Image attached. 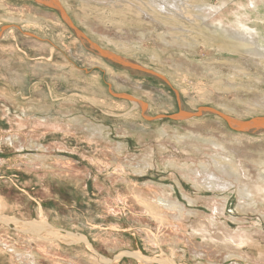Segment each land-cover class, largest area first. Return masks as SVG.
Returning <instances> with one entry per match:
<instances>
[{
	"label": "rangeland",
	"instance_id": "rangeland-1",
	"mask_svg": "<svg viewBox=\"0 0 264 264\" xmlns=\"http://www.w3.org/2000/svg\"><path fill=\"white\" fill-rule=\"evenodd\" d=\"M45 1L47 3L37 0H0V34H2V39H0V88L7 89L13 98L24 101L25 104L34 103L38 106L43 104L53 109V112L62 103H65L62 105L74 106L79 112L87 111L94 114L100 120H103L101 112L113 111L116 115L105 118L104 122L111 129L106 136L116 141L123 138L121 135L123 127H129L131 122L136 123L131 120L122 121L120 118L130 113L139 116L141 114L137 112L138 110L132 108L130 110L129 106L121 107V102L116 104V108H111L108 106L110 101L106 102L107 105L100 101L110 100L112 90L119 95L137 96L150 102L154 108L148 113L150 116L147 120L148 124H151L157 133L165 132L167 137L158 139L153 137L155 135L153 134L152 138L144 143H142L143 140L135 142L134 139H130V151L125 152L127 156L130 154L133 159L153 150L158 163L150 168L146 167L147 173L144 174L120 172V177L117 179L118 186L112 184L109 175L104 174L99 184L103 189H98L94 178H90L89 175L86 176L87 183H82L71 176L72 173H69L71 171L30 170L26 161L33 157L36 149L28 146L24 149H16V145H20L17 141L19 136L31 139L30 129L20 131L16 128L14 115L10 114V120H8L0 112V136L2 138L0 157L6 158L3 162L4 169L0 171V207L2 205L8 207L0 208V214L16 218H21L20 216L23 215L30 219L36 218L41 212L46 217H50V221L58 228L76 230L75 232L83 231L90 235L92 233L98 244L97 251L108 257L112 255V259L122 250H140L153 260L157 255H165L177 264H234V260L240 261L238 257L230 260L220 258L223 260L220 262L217 258H211L213 263L209 259L205 260L195 255L192 247L196 241L197 245H204L203 248L208 249V254L212 251L211 248L213 251H219L218 247L222 249L218 242L224 239V234L236 235L241 232L252 233L253 237L250 234L251 237L255 238L249 242L250 244L255 243V246L245 248L244 251L245 255L248 254L253 260L249 259V264H255L258 258H264V230H260L259 224L260 221L264 225L263 213L255 211L256 209L252 212L240 208L239 196L232 189L233 191L226 199L229 201L228 205L225 210H221L220 214L222 212L223 214L217 216V221L215 220L213 225L208 226L207 217L214 215L213 209L215 213L217 210L214 208V202L222 200L223 197L225 199V195L220 193L217 196L211 190L200 192L195 188L196 185L183 175V170L179 172L177 170L187 164L204 162L207 154L211 153L209 150L211 145L209 144L208 147L209 142H214L221 147L220 151L214 154L215 156H221L222 160L241 162L243 166L245 165L246 173L249 168V173H252L251 170L254 171L257 165L264 164L262 162L264 161V134L252 133L239 128L258 119L264 120V63L263 65L252 63L244 57L242 51L227 48L222 42H207L206 45H197L194 49L181 46L179 47L181 50L178 47L167 45V42H172L169 34L159 26H153L149 20L146 21L142 11H139L141 19L136 15L137 12H130L127 9L130 5L131 8L134 7L133 9L139 7L144 11H151L154 5L148 0ZM209 1L213 5L221 3V0ZM237 1L239 3L244 1V5L249 2V0H229L230 3L232 2L231 5L238 4ZM263 1L258 0V12L256 11L253 16L255 23L262 26V29L264 28ZM247 7L249 8L248 5ZM59 8L60 11H58ZM62 13L70 17V24L79 31L81 30L84 37L86 36L90 42L104 50L135 61L138 59L135 50L143 52L139 60L147 68L152 69L153 74L148 71V75L145 76L132 75L129 70L121 69L117 65H111L109 70L101 55L100 57L95 55L81 44L73 27L71 25L68 27L62 19ZM65 33L68 37L64 41L61 39H63L62 34ZM262 41L264 42V37ZM74 45L77 52L72 50ZM138 74L142 73L138 72ZM22 80L28 81L29 85L23 87ZM33 86L36 88L34 89ZM49 88L54 89L50 91ZM154 90H157L156 94L152 93ZM103 91H106V94ZM163 91L167 92L171 100L175 102L174 107L170 105L171 100L168 95L166 96L168 100L159 98L157 93ZM146 93L150 94V99L145 98ZM177 94L184 97L186 109L178 106ZM81 97H92L93 100H82ZM94 99L95 102H93ZM97 100H100L99 103ZM2 106L3 101H0V107ZM193 119L197 121H191ZM117 128L118 134L114 131ZM18 133H20L19 136H17ZM40 134L43 135V133ZM48 134H44L45 138L41 140L42 142L54 144L55 140H62L68 149L65 147L53 149L57 153L50 154L47 158L51 161H46L45 164L62 161L70 169H74L76 165V173L86 171L85 167L99 170V162L103 161L97 150H106V147L97 146V144L89 146L86 140L81 139V135H75L74 138L62 135L56 139ZM179 137H184L179 141L181 144L177 143ZM12 139L15 140L12 141ZM35 141L33 139V142ZM64 145L62 143V146ZM7 162L9 164H6ZM10 171L21 174V177ZM106 173H109V170ZM130 182H132L131 192L153 187L158 192L169 191L167 195H172L179 204L186 205L197 216H191L190 220L187 218L188 221L178 219L177 222L172 219L171 223L167 224L166 221L169 222L170 219L150 214L151 211L143 204L144 202L138 200V204L131 205L133 199L136 198L128 192ZM127 193L131 197H126ZM128 199L130 201L127 202ZM139 204L142 206L139 207ZM105 209L111 212L121 209L122 214L121 212L118 216L113 214L116 220L110 217L111 213ZM56 217H59V221H56ZM64 221H66L65 224ZM148 222L151 226H145L144 223ZM164 228L174 230L179 233L180 237L178 238V234L164 232ZM158 229L168 240L163 245L157 243L158 239L155 237L157 234L154 231ZM207 229L211 231L208 234H206ZM202 231L205 235H202L204 234ZM181 232L184 236L180 234ZM6 233H9L11 237L18 236L10 230ZM160 233L158 235L162 236ZM185 238L193 244L189 240L185 242ZM0 239L8 240V238ZM184 242L188 250L182 246ZM106 243L110 244L111 250H116L113 252L109 250ZM26 244L21 241L16 245L14 241L11 245L24 251L27 249L24 247ZM52 247L55 248L53 245ZM65 248H75L76 251L80 249ZM243 248L240 246V250ZM2 249L10 252L1 242L0 264H8L10 254L7 252L1 254ZM229 250L237 253V249ZM66 252L60 253V256L70 261V264L94 263L84 257L85 255L80 251H78L80 255ZM53 253L52 256L57 255L56 252ZM11 254L15 255L13 252ZM58 259L65 262L61 258ZM14 262L21 263L16 257ZM37 262L38 264H51L44 258H40ZM63 262L60 263L64 264ZM126 263L130 264V262Z\"/></svg>",
	"mask_w": 264,
	"mask_h": 264
},
{
	"label": "bare ground",
	"instance_id": "bare-ground-1",
	"mask_svg": "<svg viewBox=\"0 0 264 264\" xmlns=\"http://www.w3.org/2000/svg\"><path fill=\"white\" fill-rule=\"evenodd\" d=\"M37 1L47 3V1L45 0H37ZM148 2L154 5V8L151 7L152 8L151 11H146V10L144 11L143 8H139V7H137V9H133L134 7L131 8L130 5L127 7V9L130 12H134V11L137 12L136 15L141 19H142V16H140L139 11H142L143 18L146 17V19L144 18L146 21L149 20L153 26H159L167 34H169L172 42L171 43L167 42V45L173 46L176 48L183 46V47H188L189 49H192V48L194 49L197 47V45L199 46L206 45L207 42H211V43L222 42L227 48H232L233 50L242 51L241 53H243L244 57L248 58L250 62L263 65L264 63V42L262 41V39L264 37L263 35L264 28L262 29V26L257 25L256 24L257 22L255 23V19H253V16L255 12L257 11V8H259L258 0H249V2H247L248 3L247 5L249 6V8L247 7V5H244V1L243 2L240 1V3L237 1L238 4L231 5L232 2L230 3L229 0H221V3L217 5H213L212 3H210L209 0H148ZM56 4L58 7V3ZM60 8L58 9V11H60ZM62 19L65 21L68 27L69 25L72 26V24H70L71 23L70 17L67 14L62 13ZM72 27L74 29V33H76L77 39L80 40L81 44L86 46V48H88V50H90L95 55L97 56L101 55L102 58L106 61L105 65H108L107 68L109 70H110L111 65L113 66L117 65V67L121 69L129 70V73H131L132 75L145 76V75H148V71L153 74L152 69L147 68V66H145L139 60L141 59L143 52L139 51L138 49L135 50V52H137L136 55H138L136 56L138 57L136 61L128 57H121V56L115 55L114 53H111L93 44L86 38V36L84 37L82 32H80L81 30L79 31L74 26ZM67 37H68V34L66 33L62 34L63 39L61 40L65 41ZM0 39H2V34H0ZM194 40L196 42H194ZM67 46L68 45L66 44V47ZM67 48H69V46ZM72 50L73 52H77L75 45L73 46ZM179 50H181V48H179ZM138 72L142 74H138ZM168 81L171 83L170 80ZM27 85H29L28 81L25 82L24 80H22V86L25 87ZM33 87L34 89L36 88L35 86ZM49 89L51 91L54 88H49ZM103 92L104 94H106V91H103ZM103 92H101V94ZM156 92L157 90H154L152 93L156 94ZM158 94H159V98L161 97V99L165 98L166 100H168L166 98L167 95L169 97V94L167 92L165 91L158 92L157 95ZM144 95H145V98L150 99V94L146 93ZM93 96H95V94H93ZM81 98L82 100L84 99H89L91 101L93 100L92 97L91 98L81 97ZM0 99H1L0 101H3V106L0 107V112L3 113V115H5L8 118V120H10V114L14 115L13 117L16 119V128L19 129L20 131L21 129H26V130L30 129L29 130L30 135H32L31 139L25 138L22 136L20 137L19 136L20 133H18L17 136H19V139H17V141L18 143H20V145H16V149L18 150L24 149L27 146L29 148L31 147V148L36 149V153H34L33 157L29 158L28 160L29 162L26 161V164L30 166V170L32 169L33 171L35 169L44 170V172H49L53 170L71 171L69 172V173H72L71 176L72 177L74 176L75 178L79 179L80 182L82 183H87L86 176L89 175L90 178H94L95 186L98 187V189H103V187L100 186L99 184L101 182L100 178L104 177L105 176L104 174L109 175V179L111 180L112 184L117 185L118 184L117 179L120 177V172L128 173L129 171V173L144 174V173H147L146 167L150 168L152 165L158 163V160L156 158L157 156H154L153 150H151L152 152L150 151L149 153L141 157L140 156L135 157L133 155L135 157L133 159H131L132 156H130V154L127 156L125 152L129 153L130 151V141H129L130 139H134L135 142H139L143 140L142 143H144V141L152 138L153 134H155L153 137H156L158 139H164L165 137H167L165 132L157 133V131L153 130L151 124H148L147 120L148 118H150L148 113L151 111V109L154 110L150 102H146L144 99H141L140 97H137V96H129V95L127 96L126 94L119 95L113 90L111 91L110 100H102V101L99 100V101L102 104H104L105 102V105H107L106 102L110 101V103L108 102V106L111 108H116L117 107L116 104L121 102L122 103L121 107L126 108L129 106L130 110L131 108L134 110H138L137 112L141 114L139 116L137 114L130 113L128 116L126 114L124 118H120L122 121L128 122L131 120V121H135L136 123L131 122L130 126L128 125L129 127H123L121 129V135L123 138L120 137L122 139H119V141L114 140L110 136H106V133L111 132V129L109 128V126L106 125V123L104 122L105 121L104 119L110 116H115L116 114L113 111L110 112V111L104 110L103 112H101L103 120H100L94 114H90L87 111L79 112L74 106L62 105V104H65V103H62V104H59V108L55 112H53V109H50L49 107L44 106L43 104H39V106L35 105L34 103L25 104L24 101L22 102V101H19L13 98L7 89L3 90L2 88H0ZM169 100H171V97H169ZM99 101L97 100L98 103ZM93 102H95V99ZM171 102H170V105L174 107L175 102L173 100H171ZM176 102L178 103V106L180 108L186 109V104L184 102V97L182 95L177 94ZM130 104L132 105V107ZM191 121H197V120L193 119ZM149 125L151 128L148 127ZM239 128L248 130L252 133L264 134V120L258 119L244 126H240ZM114 131H116V133L118 134V128L117 130L114 129ZM21 133L23 134V132ZM40 133H43V135ZM46 133H49L48 135L53 136L56 139H59V137H61L62 135L65 137H72V138H74L73 136L75 135L77 136L81 135L82 137L81 139L86 140L89 146H94V144H97V146L101 145V146L106 147L107 148L106 150L105 149L104 150L100 149V151L99 149L97 150L98 151L97 153L98 154L100 153L101 160L103 161V162H99V165H100V166L98 165L99 170H93L91 169V167H85L86 171H79L78 173H76L75 172L77 170L76 165L74 169H70V168H67L62 163V161H58V160H57L58 162H51V163L47 162L48 164H45L46 161H51V159L47 158L50 154L57 153V152H54L53 149L54 150L58 148L62 149V147H65L66 149H68L64 145L65 142H62V140L61 141L55 140L54 144H46L45 142H42L41 140L42 139L44 140L45 138L44 134ZM10 135L11 134H9V136ZM183 138L184 137H179L177 143L181 144L179 141H181ZM1 139L2 138L0 136V144L2 143ZM33 139L36 141L33 142ZM14 140L12 139V141ZM30 140L34 144H32ZM62 143L64 146H62ZM208 147L210 148L209 150L211 151V153L207 154V156L203 160L204 162L199 163V164L198 162H196L193 165L187 164V166L182 167V169L178 166L179 169H177L178 172L183 170L182 172L183 175L187 177L189 181L195 184L196 185L195 188L197 190H200V192L211 190L212 193L216 194L217 196H219L220 193L225 195V199L223 197L222 200L220 201L216 200V202H214L215 203L214 208H216L217 210L215 213V209H213L214 215L208 216L207 220L205 219L208 226L213 225V223L217 219V216L223 214V212L222 214H220L221 210H225L229 202L226 199L233 190H234V193H237L239 196V207L240 208L244 210H249L252 212L254 209H256L255 211L263 213V218H264V164L257 165V167L254 168L255 172L252 169L251 170L252 173L251 172L249 173V169H250L249 168L248 170H246L248 171L246 173L245 168H244L245 165L243 166L241 162H237V161L231 162L226 159L222 160L221 156L214 155L216 152H219L221 149V147L218 144L214 142L212 143L209 142ZM4 161H6V158L0 157V171L4 169L3 168L5 166L3 165ZM6 164H9V162H7ZM108 170H109V173H106L108 172ZM10 172L13 174L15 173V175H17L18 177H21V174L16 173L15 171L13 172L10 171ZM128 180L131 181V179L129 178ZM128 184H129L128 192L131 193L132 196L136 198V199H133L131 205L135 206V204H138L139 201H142V203L144 202L143 204L149 209V211H151L150 214L152 213L153 215L164 216V219L166 217L170 219L169 222L166 221L167 224H170L172 219L177 220V222L179 221L178 219L189 218L190 220V217L195 215L194 212L188 209L186 205L179 204V202L176 201L172 195H167L169 191H162V192L159 191L158 192L156 189H153L154 188L153 187L151 189L141 188L140 190L138 189L135 192H131L130 185L132 184V182ZM104 190H106V188ZM129 193H127L128 195H125V196L131 197ZM128 201H130V199H128L127 202ZM114 203L116 204L115 201ZM138 206L141 207L142 205L139 204ZM0 208H8V207L2 205ZM106 211L111 213L110 217L112 216V218H115V216L122 214L121 209H119L117 212H114V211L111 212L109 210H106ZM119 212H121V214H119ZM113 214H115V216ZM20 217L21 218L9 217L7 215L0 214V238H8V240L6 241L2 239H0V241L3 243L6 249H8V251H10L11 253L13 252L15 255L17 254L15 256V255H12L10 252L8 253L6 250L3 251L2 249L1 254H5L6 252L10 254L9 255L10 260H8V264H16L14 262L15 257L19 259V261L22 264H31L32 262L34 264H38L37 260H39L40 258H44L48 260L51 264H61L60 262H63V261H60L58 258L63 259L60 256V253H64L65 251H67L66 253L68 254L74 253L75 255L76 254L80 255L79 253L81 252L85 255L84 257L88 258L90 261H93L94 262L93 264H123V262L124 264H128L126 262H130V264H177L175 261L169 259L165 255H157L153 260V258H150V256L146 255L145 252L140 251V250H135V251L122 250L115 256L114 259H112L113 258L112 255L108 257L107 255L102 254L99 251H97L96 247L98 246V244L96 243V240H95L96 238L92 233L90 235L89 233L88 234L83 233V231L75 232L76 230L69 231L67 229L58 228L50 221V217L48 216L46 217V215H43L41 212L38 213V216L36 218L35 217L30 218L31 220L28 219L29 217H26V216L25 217L27 219H25L23 215ZM58 218L59 217H56V221H59ZM32 219H35V220H32ZM63 223L65 224L66 221H64ZM144 224L145 226L150 225L149 222L144 223ZM259 224H260V230H264V225H262L263 223L259 221ZM196 228L198 229V227ZM164 229H165L164 232L168 234L173 233V234L179 235V233L175 232L174 230H171L169 228L168 229L164 228ZM7 230L15 232L18 236L11 237L9 233H6ZM207 230L208 232L205 231L206 234L211 232L209 229ZM256 231L258 230L256 229ZM154 232L157 234L155 235V237L158 239L157 243H159L160 245L161 244L163 245L165 244V242H168L167 238L163 236L164 235L163 233H162L163 235L160 233L159 229ZM157 232L160 233L163 237L159 236ZM199 233H200V230H199ZM180 234L184 236L182 232ZM226 234H224L225 235L224 239L221 242H218L220 243L222 250H220L219 247L217 246L219 251H213V249L211 248L213 252L209 251V254H208V249L203 248L204 245L199 246L197 245L198 243L196 241L193 244V242L187 238H185V242L186 240H189L190 243L194 245L192 249L195 255H198L199 257L203 259L205 258V260L209 259V261H212L213 263H214V261L212 260L213 258H217V260L219 259L218 262H220L223 260H230L235 257H238L240 261L234 260L233 261L234 264L247 263L250 258L248 254L245 255L244 253L245 248L249 249L252 246H255V243L254 244L249 243L251 240L255 239V238H252L253 237L252 233H250L252 237L248 232H243V233L241 232L239 234L236 233V235H233L232 233L231 234L228 233L227 235ZM202 235H205V233ZM104 237L107 238L109 236H104ZM179 237L180 235L178 236V238ZM192 237H188V238L196 239ZM210 238L212 239V237ZM14 241L16 242V245H18L19 242L21 241L27 243L24 246V247H27V249L23 251L21 249L16 248V246L13 247V245L11 244L14 243ZM4 242H6L7 244H5ZM185 242L183 243L182 246L186 250L187 247H186ZM52 245L55 248H53ZM61 246H64V247H61ZM240 246L244 247L243 250H240ZM65 247H77V249L78 248L80 249L76 251L75 248L69 249ZM106 247H108L109 250L112 249L110 244H107V243H106ZM229 249H237V253H232L230 252ZM113 250H116V249H113ZM113 250L111 251L113 252ZM53 252H56L57 255L52 256L54 254ZM252 252H255V251H252ZM190 254L192 253L190 252ZM220 258L223 260H221ZM63 263L70 264V261L65 260V262ZM255 264H264V258L262 257L258 258Z\"/></svg>",
	"mask_w": 264,
	"mask_h": 264
},
{
	"label": "crops",
	"instance_id": "crops-1",
	"mask_svg": "<svg viewBox=\"0 0 264 264\" xmlns=\"http://www.w3.org/2000/svg\"><path fill=\"white\" fill-rule=\"evenodd\" d=\"M4 165V164H3ZM32 220H35V219H32ZM56 245H58V244H56ZM60 246V245H59ZM62 247V246H61Z\"/></svg>",
	"mask_w": 264,
	"mask_h": 264
}]
</instances>
